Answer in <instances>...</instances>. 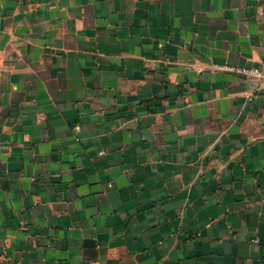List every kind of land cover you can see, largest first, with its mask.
Here are the masks:
<instances>
[{
    "label": "crops",
    "instance_id": "1",
    "mask_svg": "<svg viewBox=\"0 0 264 264\" xmlns=\"http://www.w3.org/2000/svg\"><path fill=\"white\" fill-rule=\"evenodd\" d=\"M264 0H0V264H264Z\"/></svg>",
    "mask_w": 264,
    "mask_h": 264
},
{
    "label": "built area",
    "instance_id": "2",
    "mask_svg": "<svg viewBox=\"0 0 264 264\" xmlns=\"http://www.w3.org/2000/svg\"><path fill=\"white\" fill-rule=\"evenodd\" d=\"M242 71L247 73L248 75L255 77V78L264 77V69L250 68L247 70L244 69Z\"/></svg>",
    "mask_w": 264,
    "mask_h": 264
}]
</instances>
